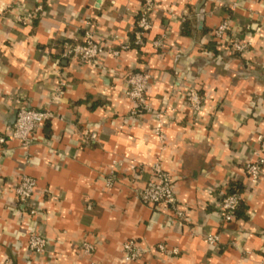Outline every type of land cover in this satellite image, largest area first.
Listing matches in <instances>:
<instances>
[{
    "label": "crops",
    "instance_id": "obj_1",
    "mask_svg": "<svg viewBox=\"0 0 264 264\" xmlns=\"http://www.w3.org/2000/svg\"><path fill=\"white\" fill-rule=\"evenodd\" d=\"M140 3L0 0V132L10 129L20 105L55 114L28 148L18 141L0 146V260L119 264L123 243L132 239L167 251L130 264H264V165L257 185L244 169L264 129V0H157L143 47L103 55L93 66L62 56L63 42L81 40L86 27L103 43L130 42ZM38 4L30 22L16 19ZM224 19L230 38L251 41L244 53L213 39ZM157 37L163 43L154 48ZM147 68L151 110L133 114L125 77ZM60 80L62 94L51 101ZM189 89L202 97L197 116L185 102ZM156 113L164 115L163 142L153 132ZM155 161L171 174L184 220L139 198ZM21 173L36 180L26 204L13 192ZM231 182L241 186L243 204L239 216L222 223L217 196ZM30 233L46 239L44 253L29 251ZM207 233L220 242L204 241ZM83 241L94 245L92 255L82 254Z\"/></svg>",
    "mask_w": 264,
    "mask_h": 264
},
{
    "label": "built area",
    "instance_id": "obj_2",
    "mask_svg": "<svg viewBox=\"0 0 264 264\" xmlns=\"http://www.w3.org/2000/svg\"><path fill=\"white\" fill-rule=\"evenodd\" d=\"M234 3L232 6H235ZM11 7L10 4L5 6ZM157 0H141L137 19L132 31V40L130 42L117 43L114 40L103 43L96 39V32L86 27L81 40L73 39L72 41L63 42L62 56L68 59L80 61L86 65L93 66L95 61L103 55L118 56L122 51L130 48H140L146 43V37L153 28L154 15L157 11ZM42 10L41 5L24 12L23 15L16 16V19L22 23H28L32 18L36 17ZM231 33L230 22L227 19L222 20L212 31V37L216 41H225L230 51L244 53L251 46L249 39L230 38ZM163 37H157L150 41L154 48L161 47ZM151 80L150 70L144 69L128 73L125 77L126 89L125 94L134 104L132 113L141 111H150L151 107L146 100V89ZM65 83L58 81V87L54 89L51 101L62 94V87ZM185 102L192 110L194 116H197L202 109V97L196 89H189L185 94ZM55 117L50 108H33L26 105H20L16 109L15 120L5 132H0V146L5 145L8 141H18L22 148H28L33 142V135L39 126ZM163 113H156V124L153 132L159 140L163 142L160 132V123L163 122ZM264 122V121H263ZM90 139L94 140L96 135L91 133ZM258 146L253 151L254 161L245 164L244 169L250 182L257 185L261 178L262 167L264 165V129L256 136ZM131 169L138 167L131 164ZM150 176L146 180L144 186L139 191V198L145 204L149 205H167L171 208L176 219L184 220L186 212L179 206L173 191V181L171 174L163 169L160 161H155L150 165ZM112 177V176H111ZM108 178L107 184L110 185L112 178ZM36 188V180L26 174L21 173L17 184L13 188L16 200L19 203L26 204L30 201ZM239 197L236 193H227L221 191L217 196V208L219 211L220 221L222 223L231 222L235 218V210L238 206ZM37 209L30 206L29 213L37 214ZM204 241L209 244H217L220 242L219 234L207 233L204 235ZM264 243V242H263ZM27 247L33 253H44L47 248L46 239L39 233H30L27 240ZM94 245L91 242L83 241L81 244V252L84 256H90L94 252ZM166 252L167 248L163 244H157L153 247L142 248L132 239L127 240L122 245L123 254L119 260V264H130L141 258L146 252L152 251ZM177 248L171 249V254H177Z\"/></svg>",
    "mask_w": 264,
    "mask_h": 264
},
{
    "label": "trees",
    "instance_id": "obj_3",
    "mask_svg": "<svg viewBox=\"0 0 264 264\" xmlns=\"http://www.w3.org/2000/svg\"><path fill=\"white\" fill-rule=\"evenodd\" d=\"M188 24H189L188 21L185 22V25H184V28H183V31L184 32L186 31V33H188L187 32ZM232 55L236 56L237 54L233 53ZM225 191L227 193H236L238 195V197H239L238 206H237V208L235 210V218H236L237 216H239V213H240L239 211H240V209L242 207V204H243L242 199H241L242 188L237 182H231L229 187Z\"/></svg>",
    "mask_w": 264,
    "mask_h": 264
},
{
    "label": "clouds",
    "instance_id": "obj_4",
    "mask_svg": "<svg viewBox=\"0 0 264 264\" xmlns=\"http://www.w3.org/2000/svg\"><path fill=\"white\" fill-rule=\"evenodd\" d=\"M16 247L19 248L20 245H17ZM0 264H11V261H9L7 257H5L3 260H0Z\"/></svg>",
    "mask_w": 264,
    "mask_h": 264
},
{
    "label": "water",
    "instance_id": "obj_5",
    "mask_svg": "<svg viewBox=\"0 0 264 264\" xmlns=\"http://www.w3.org/2000/svg\"><path fill=\"white\" fill-rule=\"evenodd\" d=\"M199 18H200V20H202L203 19V15H201Z\"/></svg>",
    "mask_w": 264,
    "mask_h": 264
}]
</instances>
